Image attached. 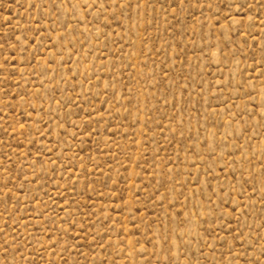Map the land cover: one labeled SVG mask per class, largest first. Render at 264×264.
<instances>
[{
  "label": "rangeland",
  "instance_id": "1",
  "mask_svg": "<svg viewBox=\"0 0 264 264\" xmlns=\"http://www.w3.org/2000/svg\"><path fill=\"white\" fill-rule=\"evenodd\" d=\"M0 264H264V0H0Z\"/></svg>",
  "mask_w": 264,
  "mask_h": 264
}]
</instances>
